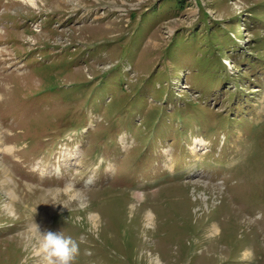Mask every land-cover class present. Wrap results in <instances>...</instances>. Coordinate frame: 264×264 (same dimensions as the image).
I'll return each mask as SVG.
<instances>
[{"label":"rangeland","instance_id":"obj_1","mask_svg":"<svg viewBox=\"0 0 264 264\" xmlns=\"http://www.w3.org/2000/svg\"><path fill=\"white\" fill-rule=\"evenodd\" d=\"M35 224L74 264H264V0H0V264H44Z\"/></svg>","mask_w":264,"mask_h":264},{"label":"clouds","instance_id":"obj_2","mask_svg":"<svg viewBox=\"0 0 264 264\" xmlns=\"http://www.w3.org/2000/svg\"><path fill=\"white\" fill-rule=\"evenodd\" d=\"M22 2L36 6V0H22ZM36 230L41 237L40 248L44 264H74L80 253L76 239L70 235H64L61 231L46 229L41 232L38 225H36Z\"/></svg>","mask_w":264,"mask_h":264},{"label":"bare ground","instance_id":"obj_3","mask_svg":"<svg viewBox=\"0 0 264 264\" xmlns=\"http://www.w3.org/2000/svg\"><path fill=\"white\" fill-rule=\"evenodd\" d=\"M139 197V196H138ZM140 198H142L141 196H140ZM145 199V198H144ZM140 201V200H139ZM141 201H143V200H141ZM139 203V202H138ZM11 205V204H10ZM6 208V207H5ZM7 208H9V207H7ZM6 208V209H7ZM12 208V207H11ZM135 208H137V207H135ZM135 208H132L130 211L131 212H129L131 215L133 214V216H137L138 215V213H134V211H135ZM144 208V207H143ZM140 216V215H139ZM91 220L89 221V222H91V224L93 225V227H95L96 228V230L97 231H99V230H101L100 228L101 227H99V229H98V226H99V224H100V222H99V218H97V217H95V215H94V213H92V212H90V214H89V216H88ZM143 218V219H142ZM140 217V219L141 220H143L144 222H143V225H144V227H145V229L146 228H148L149 226H150V224L151 223H153V218H152V216H150V214H148V213H145L144 214V216L143 217ZM150 223V224H149ZM249 223V222H248ZM251 223V222H250ZM208 225H210L209 227H208V229L209 230H211V232L212 233H215V229H216V224H208ZM208 231V230H207ZM219 234V233H218ZM159 263H162V262H160L159 261Z\"/></svg>","mask_w":264,"mask_h":264},{"label":"trees","instance_id":"obj_4","mask_svg":"<svg viewBox=\"0 0 264 264\" xmlns=\"http://www.w3.org/2000/svg\"><path fill=\"white\" fill-rule=\"evenodd\" d=\"M127 49V48H126Z\"/></svg>","mask_w":264,"mask_h":264}]
</instances>
